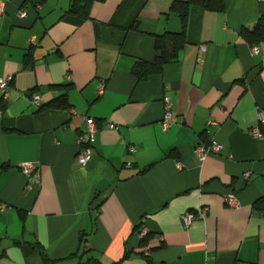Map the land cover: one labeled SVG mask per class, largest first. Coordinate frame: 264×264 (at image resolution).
<instances>
[{"label": "crops", "instance_id": "0c3cea01", "mask_svg": "<svg viewBox=\"0 0 264 264\" xmlns=\"http://www.w3.org/2000/svg\"><path fill=\"white\" fill-rule=\"evenodd\" d=\"M173 1H94L82 18L66 13L73 0H0V78L11 77L0 91V264H43L38 246L55 264H264V213L252 207L264 196V136L250 134L264 113V41L252 53L240 35L264 0L191 7L177 59L137 80L155 36L180 29ZM31 93L41 105L66 93L69 106L39 111ZM87 117L98 129L79 164ZM212 144L218 154L195 153ZM25 162L39 176L30 190ZM184 213L197 216L188 227Z\"/></svg>", "mask_w": 264, "mask_h": 264}, {"label": "trees", "instance_id": "16d2710c", "mask_svg": "<svg viewBox=\"0 0 264 264\" xmlns=\"http://www.w3.org/2000/svg\"><path fill=\"white\" fill-rule=\"evenodd\" d=\"M94 1L103 2L105 0H73L70 7L67 9V14L79 15L82 18L86 16L90 4ZM193 6H199L209 11H225L224 0H180L173 1L170 5L169 11L178 15L180 20V29L177 32H164L156 35L154 40V47L157 51V55L153 62L138 61L132 68V73L137 80H143L149 73H158L161 71L164 64L177 59L179 50H181L186 44L185 27L187 24V17L189 9ZM240 35L250 45L258 44L264 41V15H261L257 22L252 26L243 27L240 30ZM32 56L29 54L25 56V64H33ZM62 85H54L52 87L60 88ZM69 86H65V90ZM62 88V87H61ZM33 93H31L32 96ZM69 106L67 100V94L63 93L55 98H52L43 105H39L37 110L43 109H65ZM169 154H173L172 151ZM172 156H175L174 154ZM177 156H175L176 158ZM146 167L144 171H146ZM252 207L258 211L264 213V196L257 198ZM138 229V227H137ZM135 229V231H137ZM140 232V231H139ZM138 232V233H139ZM147 238L143 237L142 242H145ZM39 254L43 264H55L50 259L48 254L40 247L35 248ZM85 252V251H84ZM79 264H102L97 258L88 257L84 262Z\"/></svg>", "mask_w": 264, "mask_h": 264}, {"label": "built area", "instance_id": "2783aa9c", "mask_svg": "<svg viewBox=\"0 0 264 264\" xmlns=\"http://www.w3.org/2000/svg\"><path fill=\"white\" fill-rule=\"evenodd\" d=\"M4 11L2 4H0V14ZM25 13L21 11L20 15H24ZM259 43L251 45V52L257 53L259 51ZM11 77H6L5 79L0 78V91L2 94V98H6L9 92V83ZM104 85L99 86V90L102 92ZM32 103L35 106L40 105L39 95L37 93H33L31 96ZM163 101V116L161 119V128L163 130L167 129L170 126L171 121V101L168 95H164L162 98ZM258 124L255 128L251 129V136L254 138H262L264 136V113L262 111L258 112L257 115ZM208 124L214 125V121H208ZM106 126L108 128H113L114 125L112 123H107ZM98 127L94 119L87 117L85 119V128L79 133L77 137V154L75 159L79 164H85L89 161L90 158V146L93 144L95 132L97 131ZM129 150H133V147L130 146ZM220 152V146L217 144L212 145H198L195 148V153L204 158L208 155H215ZM20 170L25 174L27 177V189H33L35 185L39 184V176L37 171V165L34 162H25L21 164L19 167ZM225 202L228 206H237L238 202L237 199L232 192H227L224 195ZM196 215L194 213H184L181 215V220L184 227H188L193 220L196 219ZM140 235L145 234V230L142 229L139 232Z\"/></svg>", "mask_w": 264, "mask_h": 264}]
</instances>
